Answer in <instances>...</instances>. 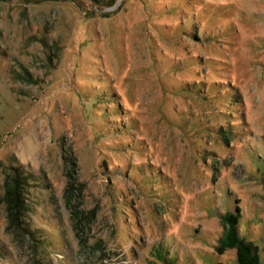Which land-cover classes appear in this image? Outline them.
Listing matches in <instances>:
<instances>
[{"label":"rangeland","instance_id":"rangeland-1","mask_svg":"<svg viewBox=\"0 0 264 264\" xmlns=\"http://www.w3.org/2000/svg\"><path fill=\"white\" fill-rule=\"evenodd\" d=\"M236 209L264 264V0H0V264H238Z\"/></svg>","mask_w":264,"mask_h":264},{"label":"trees","instance_id":"trees-1","mask_svg":"<svg viewBox=\"0 0 264 264\" xmlns=\"http://www.w3.org/2000/svg\"><path fill=\"white\" fill-rule=\"evenodd\" d=\"M24 184H26V177L20 173L14 174L11 183L6 184L4 200L7 204L10 224L20 225L21 223L20 216L25 207ZM238 211L236 209L235 213H225L220 218L223 229L218 239V252L222 254L228 249H234L238 264H260V257L256 247L239 234L238 219L240 214Z\"/></svg>","mask_w":264,"mask_h":264}]
</instances>
